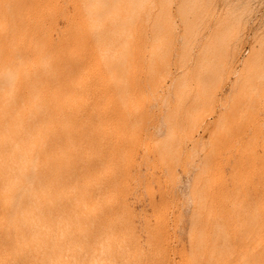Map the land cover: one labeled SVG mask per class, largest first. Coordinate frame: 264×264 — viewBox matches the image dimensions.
<instances>
[{"label":"rangeland","instance_id":"rangeland-1","mask_svg":"<svg viewBox=\"0 0 264 264\" xmlns=\"http://www.w3.org/2000/svg\"><path fill=\"white\" fill-rule=\"evenodd\" d=\"M123 1L119 10L144 2L136 11L149 21L163 2ZM164 7L172 41L135 43L129 56L87 63L76 88L77 169L94 174L87 189L99 199L97 238L114 231L108 246L97 239L99 261L264 264V0ZM117 84L134 98L129 109L102 100Z\"/></svg>","mask_w":264,"mask_h":264},{"label":"bare ground","instance_id":"bare-ground-1","mask_svg":"<svg viewBox=\"0 0 264 264\" xmlns=\"http://www.w3.org/2000/svg\"><path fill=\"white\" fill-rule=\"evenodd\" d=\"M117 1L36 0L4 8L0 0V264H102L97 239L103 246L114 239L109 227L97 238L99 199L87 189L94 174L77 169L82 145L73 104L83 98L76 88L87 63L129 56L135 43L172 41L174 34L164 0L155 14L149 9L152 21L136 11L144 2L119 10L124 1ZM102 100L129 109L134 98L117 84Z\"/></svg>","mask_w":264,"mask_h":264}]
</instances>
